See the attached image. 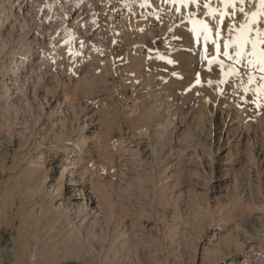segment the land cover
Returning <instances> with one entry per match:
<instances>
[{
	"label": "rangeland",
	"instance_id": "obj_1",
	"mask_svg": "<svg viewBox=\"0 0 264 264\" xmlns=\"http://www.w3.org/2000/svg\"><path fill=\"white\" fill-rule=\"evenodd\" d=\"M16 3L0 0V9L11 15ZM22 4L28 26L18 28L11 16L5 21L0 84L21 43L26 51L37 48L35 75L46 60L58 67L46 72L45 87L34 78L27 88L31 111L23 104L6 108L0 99V264H20L18 250L25 253L21 264L31 253L37 264H109L99 248L87 251L85 262L78 247L53 252L46 245L67 234L47 241L48 226L37 214L51 200L34 196L40 190L32 183L42 171L32 166L40 137L49 138L48 148L59 131L73 149L88 137L79 165L107 184L116 231L127 228L132 239L127 264H264L261 0ZM64 93L69 103H61ZM82 168L73 177L89 191ZM118 232L117 247L124 240Z\"/></svg>",
	"mask_w": 264,
	"mask_h": 264
},
{
	"label": "bare ground",
	"instance_id": "obj_2",
	"mask_svg": "<svg viewBox=\"0 0 264 264\" xmlns=\"http://www.w3.org/2000/svg\"><path fill=\"white\" fill-rule=\"evenodd\" d=\"M22 3H23V0H17V3L14 5V8H13L14 13H12L11 15H9L6 7L3 6L0 9V48L2 50L4 49L3 47L6 46V43L8 41L7 37L3 36L4 35L3 33H4L5 25H6L5 21L6 19L9 18V16L15 18L14 19L16 20L15 24L18 25V28H23V27L28 26V19L22 15V9L24 8V5ZM36 49L37 48H34V49L31 48V50L26 51L25 44L21 43L15 50H13L12 52L10 51L11 55L9 56L8 65L4 69L3 80H2V83L0 84V97H1L0 99H2L3 104L6 108L16 109L21 104H23L26 106L24 110L27 108V109H30L31 111V107L26 102L27 100L26 90L28 87L34 84L33 79L36 78L38 81H40L41 85L44 86V85H47V82H49V79H50V76L46 75V72L50 70V67L53 66L51 68V72L56 74L55 67H58V66L55 64H51L49 60H46L45 62H43L40 74L35 75L34 70L31 68V64L35 60L34 52L36 51ZM60 64L63 65V61ZM68 101H69V96L66 95L65 93L62 94L61 103H64V102L69 103ZM67 103H66V106H67ZM23 115L25 116V114ZM3 121H7V120L3 119ZM3 121L1 120V122ZM61 130H63V127ZM56 134L53 133V136L55 135L54 137H52V135L50 136L51 143L48 148L45 146V143L46 141H49V138L47 139L46 137H42V138L40 137V140L37 141V147L38 149H40L39 151L41 152L40 157H38L36 161H33L35 162V165L32 166L33 172H35L38 169L42 171V174H40L38 179L36 178V182L32 183V185L34 184L35 186L33 189L36 188L35 189L36 191L40 190L41 192V193L40 192L35 193L34 196L40 197V194L41 195L46 194L51 200L50 206L46 210L42 211L41 213L39 212L37 214L40 218L43 217V221H44L43 223L46 225V227L48 226V230L44 231L47 234V235L45 234L46 237H48L47 241H49L50 239H54L53 237L59 234H67V236L65 235L66 237L64 238V240L62 238L63 241L56 242V241L51 240L50 242H47L46 245H49V248H50L49 250H52L53 252H56L58 250L68 251V249L77 248V247L80 250L84 249L83 251L79 250V254H78L79 256H77V258L85 262L87 259L91 257L87 254V251L91 249L96 250V248H99V251L102 253V256H103L102 259L104 258L106 260H110L109 264H127V259L129 256L128 244L130 242L128 240H132V239L126 238V237H129L130 235L126 230L127 228L120 229L119 232L116 231V225L114 224L115 222L114 220L116 216L113 215L114 210L112 209V207L110 208L109 206V205L111 206L113 205L109 203L110 202L109 194L106 189L107 184L106 186H104V185H99V182L96 183L97 181L94 182L95 181L93 180L94 178L93 179L91 178L92 174L90 175L89 173H87L91 168H88L86 166H83L82 168L79 165L83 157V154L85 153V147L88 144V137L82 138L80 143L76 145V148L73 149V142H71L69 138H68L69 141L62 139L63 136H65V134L62 137H61V134H63L62 132L59 131V133H56ZM17 135L19 137L24 136L23 130L18 129ZM47 135L49 134H46V136ZM13 142L14 140L10 138L8 143L12 144ZM35 142H36V139H35ZM58 151H60L61 154H58ZM64 156H66L65 158L67 159L63 158ZM65 160H66V163L63 162ZM68 163L69 165L68 167H66ZM50 164L52 165V167L47 168V166ZM66 168L69 171L70 177H68L69 178L68 183L63 185V180H64L63 176H64V173H66L65 172V170H67ZM80 168H82V171H80L81 172L80 174L87 175V178L89 179V185H90L88 187L89 191L85 189L87 185L83 184L82 182H79L80 180L77 182L76 179H74L73 177L74 172ZM33 177H35V175ZM87 178L85 176L86 181H87ZM29 190L31 189L29 188ZM67 191L68 192L70 191L72 193L70 195L63 196ZM86 194H88V197H86ZM93 202H96L94 206L92 205ZM103 205L109 206V207H106L107 210L109 208L107 213L105 212L106 209ZM84 231H86L87 233L85 234V240L83 242L82 241L83 239L81 240V238L79 237L81 236L80 235L81 233H84ZM117 232H118V236L119 237L122 236V240L124 239L122 242L119 243V247L115 246V242H116L115 238H116ZM86 243L91 244L92 247L91 248L87 247ZM215 249L214 251H216ZM18 251L19 252L18 253L16 252L15 254H17L19 263L21 264L24 261L23 259L25 258L24 257L25 253L23 254L22 252H20L21 250H18ZM211 253H213V251ZM219 256L221 255H217V257H215L212 260V262L217 260ZM36 259H37L36 255L32 253L30 254V256L28 255V257H26V261L28 262V264H37L35 262L39 260H36Z\"/></svg>",
	"mask_w": 264,
	"mask_h": 264
},
{
	"label": "snow or ice",
	"instance_id": "obj_3",
	"mask_svg": "<svg viewBox=\"0 0 264 264\" xmlns=\"http://www.w3.org/2000/svg\"><path fill=\"white\" fill-rule=\"evenodd\" d=\"M224 2H225V5L227 6L230 2H231V0H224ZM240 3H244V0H240ZM261 4H264V0H261ZM205 7H207V5H205ZM240 11H242L243 12V9L241 8L240 9ZM253 15H255V14H253ZM207 26L205 25V28H206ZM241 27L243 28L244 27V25H241ZM258 36H259V38H260V40H259V42L260 43H264V33H259L258 32ZM249 41H247L246 39L243 41V43H248ZM251 43H252V46H253V50L255 51V48H256V43H257V41H255V40H253V41H251ZM228 47V45H227V43L225 44V48H227ZM225 55H227V52H225ZM241 55V53H237V56L239 57ZM252 61H249V63H251ZM262 63H264V60H262ZM262 70H264V69H262ZM212 82L211 81H209V84H211Z\"/></svg>",
	"mask_w": 264,
	"mask_h": 264
}]
</instances>
